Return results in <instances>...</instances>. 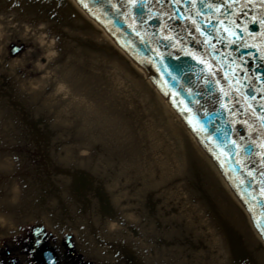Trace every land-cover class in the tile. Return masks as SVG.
<instances>
[{
  "label": "bare ground",
  "instance_id": "bare-ground-1",
  "mask_svg": "<svg viewBox=\"0 0 264 264\" xmlns=\"http://www.w3.org/2000/svg\"><path fill=\"white\" fill-rule=\"evenodd\" d=\"M17 35L45 49L40 78H23L20 62L5 58L4 42ZM0 67L31 101L0 98V238L41 220L88 242L122 233L135 241L138 230L145 261L264 264V235L228 174L79 0H0ZM79 174L90 177L86 193Z\"/></svg>",
  "mask_w": 264,
  "mask_h": 264
},
{
  "label": "water",
  "instance_id": "water-1",
  "mask_svg": "<svg viewBox=\"0 0 264 264\" xmlns=\"http://www.w3.org/2000/svg\"><path fill=\"white\" fill-rule=\"evenodd\" d=\"M81 1L220 159L264 234V8L245 0Z\"/></svg>",
  "mask_w": 264,
  "mask_h": 264
},
{
  "label": "flooded vegetation",
  "instance_id": "flooded-vegetation-1",
  "mask_svg": "<svg viewBox=\"0 0 264 264\" xmlns=\"http://www.w3.org/2000/svg\"><path fill=\"white\" fill-rule=\"evenodd\" d=\"M0 83L1 96L16 98L17 95L15 96L13 92L17 88L14 85L11 86L5 76H0ZM20 99L24 101L22 98ZM27 114H29L28 111ZM37 126L41 125L37 123ZM77 177V181L74 178V184L80 182L78 183L79 185L82 183L84 187L81 189L86 193L85 189H89L90 177L86 174H79ZM95 195L105 199V202L108 201L102 190L96 192ZM78 197L82 198L80 193ZM107 203L103 209V217L107 214L105 211L109 205ZM91 232L95 237L96 233ZM134 232L137 234V230ZM70 234H64L60 240H50L52 237L49 232H36V237L34 238V233L30 229L24 232L23 235L15 236L10 246H0V264H161L160 261H145L144 256L141 255L135 245L136 241L131 239L103 238L99 235L88 244V241H84V239H76V234L74 235L73 232ZM101 248H104V252L97 253ZM45 253L50 254L54 261H52L50 256V261L48 262V257L45 256Z\"/></svg>",
  "mask_w": 264,
  "mask_h": 264
},
{
  "label": "rangeland",
  "instance_id": "rangeland-1",
  "mask_svg": "<svg viewBox=\"0 0 264 264\" xmlns=\"http://www.w3.org/2000/svg\"><path fill=\"white\" fill-rule=\"evenodd\" d=\"M12 45H20L21 46V49H20V51H17L16 53H14L13 55H11V51L10 50H12ZM44 51L45 52V49H42V48H40V44H38V43H35V41H33L32 39H28V40H25L24 38H21L19 35H17V36H14V37H12L11 39H7L5 42H4V44H3V54H4V56H5V58L7 59V60H17V61H19L20 62V68H19V74L23 77V78H25V77H28V78H31V76H33L34 78H40L42 75H43V70H39L38 68H40L42 65H44L45 64V62H46V53H42L41 51ZM40 66V67H39ZM35 69H38V70H36L35 71ZM22 72H25V73H23V74H21ZM2 75H7V77H5L6 79H7V81H9V83H10V85L12 86V85H14L13 83L15 82V80H14V78H15V76L14 77H12V76H10V73H9V71L7 70V69H5V68H1L0 67V76H2ZM17 86V85H16ZM14 94H15V96L17 95L18 97H20V98H22L26 103L27 102H29V103H31V101H30V99L29 98H27V97H23L20 93H18L17 91H15V92H13ZM16 96V97H17ZM21 100V99H20ZM8 104V103H7ZM6 104V106L7 107H9L10 109H12L13 110V108L10 106V105H7ZM27 105H28V103H27ZM19 107H25L26 108V105H24L23 104V106H19ZM29 107V106H28ZM30 108V107H29ZM53 110V109H52ZM29 113H30V110H27ZM26 111V112H27ZM44 111V110H43ZM44 112H46V111H44ZM47 113V115H49V116H51V117H53L52 116V111H50V112H46ZM17 115V114H16ZM15 115V116H16ZM44 115H45V113H44ZM42 124L43 123H39V125H41V126H39V127H42ZM41 129V128H40ZM59 130H61L60 128H59ZM59 132L60 133H62L61 131H57V134H59ZM58 144L59 143H61V142H57ZM21 148V147H20ZM19 150L20 149H18V152H19ZM22 151H24V150H22ZM25 151H26V154H34L35 153V147H32L31 145H30V147H28V148H25ZM109 165H112V164H110L109 163ZM86 170H89V171H91L90 169H87L86 168ZM93 172V171H92ZM105 173H107V174H110V172H108V171H105ZM112 174V173H111ZM107 180H109V177H108V179ZM168 181H171V180H168ZM170 186V185H169ZM171 186H173V185H171ZM174 187V186H173ZM114 191V190H113ZM112 199V198H111ZM186 203H185V205H184V207H182V209L184 210V212H182V211H180V214H179V216H182L183 218H185V217H187V215H188V207L189 206H191L192 205V203L191 202H188L187 200L185 201ZM188 206V207H187ZM172 208H174V207H172ZM172 208H171V210H172ZM177 210V209H176ZM203 213V212H202ZM78 214V213H77ZM171 214H176L175 212L173 213H171ZM80 217L82 216V215H80V214H78ZM185 220H187V219H185ZM69 221V220H68ZM37 224H41V225H43V223L41 222V220H30V221H27V222H25V223H23V225L21 226V228H20V230H18V232H16V234H14L15 236H17V235H23L24 234V232H26V231H29L30 229H31V227L32 226H34V225H37ZM44 226V225H43ZM46 228V227H45ZM46 230H47V232H49L50 234H51V239L50 240H52V239H55V240H60V239H62V236L65 234V235H67V234H70V233H72L73 231H65V232H63L62 234H60V235H57V234H55V233H53L51 230H49L48 228H46ZM74 233V232H73ZM138 233H139V231L137 230V235L136 236H134V239H135V241H137V242H139L138 240V238H139V236H138ZM13 235V234H12ZM71 235V234H70ZM74 235H75V233H74ZM77 237V236H76ZM111 237H117L118 239H120V240H125V239H131V238H129L128 236H126V234H123V235H121V236H119L118 234L116 235V236H111ZM126 237H128V238H126ZM12 238L13 237H9V236H5V237H1L0 238V246H10L11 245V241H12ZM76 239H78V240H81L80 238H76ZM153 239H155V240H158L159 241V238H157V237H154ZM49 240V241H50ZM86 241H87V239H86ZM157 241V242H158ZM49 244H50V242H49ZM88 244H89V242H88ZM101 255V254H100ZM102 256V255H101Z\"/></svg>",
  "mask_w": 264,
  "mask_h": 264
},
{
  "label": "snow or ice",
  "instance_id": "snow-or-ice-1",
  "mask_svg": "<svg viewBox=\"0 0 264 264\" xmlns=\"http://www.w3.org/2000/svg\"><path fill=\"white\" fill-rule=\"evenodd\" d=\"M14 2H18V0H14ZM169 2H171V0H169ZM176 2L179 3V0H176ZM200 2L203 3L204 0H200ZM257 5L261 8H264V0H245V7H256ZM139 6H142V5H138V7ZM241 14L244 16L248 15L247 12H242ZM260 23L264 24V19H261ZM225 31H227V29H225ZM261 59H264V57H261ZM262 111H264V106H262ZM259 147L261 149H264V143L260 144ZM262 155H264V153H262ZM261 175H264V173H261ZM261 193L264 194V187L261 188Z\"/></svg>",
  "mask_w": 264,
  "mask_h": 264
}]
</instances>
